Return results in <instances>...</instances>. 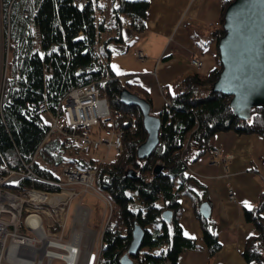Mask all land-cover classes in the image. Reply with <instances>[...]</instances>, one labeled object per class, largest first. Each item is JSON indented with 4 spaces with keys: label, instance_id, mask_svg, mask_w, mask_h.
<instances>
[{
    "label": "trees",
    "instance_id": "trees-1",
    "mask_svg": "<svg viewBox=\"0 0 264 264\" xmlns=\"http://www.w3.org/2000/svg\"><path fill=\"white\" fill-rule=\"evenodd\" d=\"M232 1L224 0L211 32L217 45L215 67L207 74L178 78L174 93L165 91L164 106L157 114L159 143L140 159L137 148L147 137L142 114L137 106L124 104L119 94L127 88L145 98L151 108L152 99L143 85L123 81V75L113 72L109 59L116 49L113 43L119 46L126 40L124 20L129 21L131 32L145 31L148 0H2L12 58L7 61L0 98V176L6 168L22 171L29 164L31 173L17 186L6 187L17 193L27 188L55 192L62 186L53 167L69 163L94 167L95 188L112 203L97 264H121L124 254L131 258L130 264H179L181 256L200 243L210 258L221 249L211 217L198 211L206 186L190 174L189 165L211 155L218 131L264 136V104L240 116L231 105L232 96L213 89L222 70L218 42L224 34V12ZM102 81L101 94L108 100L111 117L101 126L114 125L123 133L114 158L85 159L76 147H65L58 136L44 143L49 123L40 103L46 113L57 114L71 89ZM156 165L161 166L159 173L154 172ZM129 169L135 176L127 173ZM183 196L190 197L199 220L200 243L183 231ZM167 211L170 220L163 217ZM244 217L254 223L257 234L247 237L243 257L264 264V190L255 204L244 207ZM136 226L143 229V237L140 247L130 253Z\"/></svg>",
    "mask_w": 264,
    "mask_h": 264
},
{
    "label": "crops",
    "instance_id": "crops-1",
    "mask_svg": "<svg viewBox=\"0 0 264 264\" xmlns=\"http://www.w3.org/2000/svg\"><path fill=\"white\" fill-rule=\"evenodd\" d=\"M146 29L133 33L129 21L123 22L125 42L113 46L110 69L122 79L143 85L152 99V112L158 114L165 103V91L174 93L178 78L199 72L207 74L215 67L216 41L213 26L222 13L224 0H148ZM141 51L143 58L137 56ZM133 56V57H132ZM204 60L201 68L190 60ZM115 66V67H113ZM119 70V71H118ZM214 145L221 146L230 157L215 164L211 155H204L189 165V172L206 186L203 201L211 205V219L218 233L221 249L215 256L202 242L199 220L190 197L181 214L186 235L196 238L200 246L185 252L179 264H258L243 257L248 236L257 234L252 221L244 217V201L252 206L264 190V136L259 133L240 134L234 130L218 131ZM233 191V198L229 190Z\"/></svg>",
    "mask_w": 264,
    "mask_h": 264
},
{
    "label": "built area",
    "instance_id": "built-area-1",
    "mask_svg": "<svg viewBox=\"0 0 264 264\" xmlns=\"http://www.w3.org/2000/svg\"><path fill=\"white\" fill-rule=\"evenodd\" d=\"M139 58H143L144 55L141 51L137 52ZM191 64L197 68H201L204 65V60L201 57L194 56L190 60ZM108 76L106 77V80ZM104 86L102 81L100 85L96 83H89L85 86L75 87L71 89L61 100L60 109L57 114H51L47 119L49 123V130L45 136L44 142L50 141L54 136L56 130L61 134L59 137L63 140L65 147H76L80 154L85 159L92 156L93 152L100 148L102 144H107L116 153L119 152L122 146V131L111 125L108 128L103 129V136L98 139L92 137L93 126L98 125L101 121L107 120L111 117V111L109 108L108 100L105 96H102L101 89ZM40 110L45 112L46 106L44 103H40ZM81 110H84V112ZM131 117L135 119V113H131ZM212 161L215 164L224 163L229 154L224 153L221 146H214L211 153ZM261 164L264 165V155L260 158ZM31 173L29 170V164L25 165V170L19 171L15 169H7L6 173L0 176V244L3 239H7L10 235L7 231L8 224H11L14 220L20 217L23 220V225H27L28 229L33 232V226L29 225L31 222L28 219L37 215L40 218L41 226L44 232L50 236L52 233L47 232L44 226V217L50 219L48 224V230L50 228H61L63 230L65 225V211L66 200L62 196L64 193H51L45 190L37 188H27L20 193L10 192L4 186L14 185L17 186L22 177ZM95 173L94 167H79L72 163L65 164L62 172L58 176V182L60 184L69 183H84L85 191H89L95 186ZM76 191H72V195L76 194ZM25 194L27 199L22 198V201H17L18 195ZM230 197L233 198L232 189L229 190ZM17 199V200H16ZM23 201H27L29 205V211L24 217L22 213ZM41 214L43 216H41ZM59 227V228H58ZM16 228V227H15ZM5 232V233H4ZM15 230L11 234V237L17 235L23 238L35 237L25 236ZM36 245V244H35ZM37 247V246H35ZM0 248V254H1ZM1 256V255H0Z\"/></svg>",
    "mask_w": 264,
    "mask_h": 264
},
{
    "label": "water",
    "instance_id": "water-1",
    "mask_svg": "<svg viewBox=\"0 0 264 264\" xmlns=\"http://www.w3.org/2000/svg\"><path fill=\"white\" fill-rule=\"evenodd\" d=\"M224 34L218 42L222 70L213 89L232 96L231 105L237 115L244 116L254 105L264 104V0H233L224 12ZM120 100L126 105L137 106L142 114V122L147 137L137 148V156H149L159 143L161 119L152 112L151 104L143 97L127 88L120 91ZM156 165L154 172L159 173ZM127 173L135 176V171ZM202 217H211L212 209L208 201L199 205ZM163 217L170 220V212ZM143 229L133 230L129 252L140 247ZM131 258L124 254L121 264H130Z\"/></svg>",
    "mask_w": 264,
    "mask_h": 264
},
{
    "label": "rangeland",
    "instance_id": "rangeland-1",
    "mask_svg": "<svg viewBox=\"0 0 264 264\" xmlns=\"http://www.w3.org/2000/svg\"><path fill=\"white\" fill-rule=\"evenodd\" d=\"M103 3H110V0H102ZM109 7V6H107ZM5 14L3 9L2 0H0V98L3 87V82L7 72V61L12 58V55L8 52L7 48V33L5 27ZM133 57V56H132ZM191 63V62H190ZM195 67V66H194ZM197 68V67H196ZM102 96H104L102 94ZM106 97V96H105ZM44 117L46 119L50 118V114L44 112ZM102 122V121H101ZM101 122L98 125L93 126L92 137L95 139L103 136L104 127L101 126ZM54 134H57L54 137L60 136L58 130ZM58 136V137H59ZM45 143V142H44ZM116 152L113 151L107 144H102L100 148L95 150L91 157L100 160H110L113 159ZM64 163V162H63ZM63 165H58L53 167L55 173L59 174L62 172ZM96 175V173H95ZM95 183V182H94ZM62 188L59 191L51 192V193H61L67 194V196H63L67 202L65 208V225L63 230L61 228H50L48 230V224L50 223V219L48 217H44V226L47 229V232H51L52 234L49 236L52 239L69 242L75 231H81V246H80V254L78 256L77 264H97V260L100 256L101 245H102V233L104 231L105 225L111 213L112 203L111 200L107 197V194L98 189L92 188L89 191H85L84 183H62ZM6 188L10 190L6 186ZM23 191V190H22ZM20 191V192H22ZM72 191H76V194L72 195ZM10 192H14L11 191ZM18 192V193H20ZM48 192V191H47ZM17 194V192L15 193ZM230 195V194H229ZM19 198L17 201H22V198L27 199L25 194L18 195ZM182 198V197H181ZM182 208L184 209L185 205L181 202ZM29 211V205L27 201H23L22 213L25 216ZM181 221V216H180ZM48 223V224H47ZM16 227V228H15ZM17 230L18 233L23 234L25 236L35 237L37 239L36 246L41 247L43 242L39 240L37 235L30 231L27 225H23L22 219L20 222V217L17 220H14L11 224H8L7 231L9 232L8 238L5 240L2 238V243L0 244V248L2 251L6 250L7 247L11 245V234ZM5 233V232H4ZM19 234V235H20ZM59 250V249H57ZM36 258L40 260V254H36ZM0 264H15L12 261H9L6 257V254H2L0 257ZM42 264H49V259H44ZM50 264H65L64 260L60 258H53Z\"/></svg>",
    "mask_w": 264,
    "mask_h": 264
},
{
    "label": "bare ground",
    "instance_id": "bare-ground-1",
    "mask_svg": "<svg viewBox=\"0 0 264 264\" xmlns=\"http://www.w3.org/2000/svg\"><path fill=\"white\" fill-rule=\"evenodd\" d=\"M84 110H81V112ZM63 196H67L64 194ZM181 202L186 205L189 204V198H181ZM31 222L29 225L33 226V233L37 235L39 240L43 242L41 247H35L37 239L23 238L19 236H13L11 245L1 251L0 255L6 254L9 261L15 264H42L44 259L51 260L55 257L64 260L65 264H77L78 256L80 254L81 231L77 230L73 234L72 239L69 242H62L52 239L46 232L43 231L40 218L35 215L28 219ZM59 249V250H57ZM40 254V260L36 261V254ZM1 257V256H0Z\"/></svg>",
    "mask_w": 264,
    "mask_h": 264
},
{
    "label": "snow or ice",
    "instance_id": "snow-or-ice-1",
    "mask_svg": "<svg viewBox=\"0 0 264 264\" xmlns=\"http://www.w3.org/2000/svg\"><path fill=\"white\" fill-rule=\"evenodd\" d=\"M81 7H82V5H81ZM113 67H115V66H113ZM118 71H119V70H118ZM249 122H251V121H249ZM244 203H245L248 207H251V205L249 204L248 201H244ZM185 234H187V233H185Z\"/></svg>",
    "mask_w": 264,
    "mask_h": 264
}]
</instances>
